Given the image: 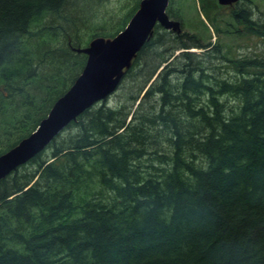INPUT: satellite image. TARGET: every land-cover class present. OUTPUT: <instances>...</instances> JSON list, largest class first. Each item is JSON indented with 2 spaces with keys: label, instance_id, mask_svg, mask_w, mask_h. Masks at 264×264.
Here are the masks:
<instances>
[{
  "label": "trees",
  "instance_id": "trees-1",
  "mask_svg": "<svg viewBox=\"0 0 264 264\" xmlns=\"http://www.w3.org/2000/svg\"><path fill=\"white\" fill-rule=\"evenodd\" d=\"M107 1L0 0V155L81 73L76 51L112 39L141 0L121 16ZM198 2L211 28L218 5ZM230 8L264 43L248 7ZM131 61L113 105L0 179V264H264V58L155 24Z\"/></svg>",
  "mask_w": 264,
  "mask_h": 264
},
{
  "label": "water",
  "instance_id": "water-1",
  "mask_svg": "<svg viewBox=\"0 0 264 264\" xmlns=\"http://www.w3.org/2000/svg\"><path fill=\"white\" fill-rule=\"evenodd\" d=\"M236 2L238 0H216L218 6H231ZM167 4L168 0H141L123 30L112 39L106 42L95 39L87 48L76 51L87 56L81 73L52 104L35 130L0 155V179L42 151L78 115L103 98L104 91L128 66L155 24L164 29L174 28L176 24L165 14ZM92 43L95 50L89 51Z\"/></svg>",
  "mask_w": 264,
  "mask_h": 264
},
{
  "label": "rangeland",
  "instance_id": "rangeland-1",
  "mask_svg": "<svg viewBox=\"0 0 264 264\" xmlns=\"http://www.w3.org/2000/svg\"><path fill=\"white\" fill-rule=\"evenodd\" d=\"M132 3L133 0H108L105 3V9L108 11V13L115 14L116 16H121L125 13L126 8L129 7ZM241 5H245L248 7L247 11L256 24L264 25V0H239L237 2V6ZM218 7L220 10H218L216 13L211 14L213 26L211 28H208V25L204 22V20H202V17L199 15L200 12L198 0H171V7L169 9L172 12L177 11L178 14L176 15L178 16V19L175 18V20H172L168 18L170 22H173L176 25L174 26V28L171 29H164L160 26L161 30L169 35L174 36L182 32L192 33L198 36L204 43H219L222 48L223 55L226 56L228 59H239L243 57L264 58V43L262 42L263 40L254 36L246 35L244 34V31H241V28L236 27V25L231 20V8L229 6ZM198 20L200 21V24L202 23L204 26H206V28L208 29L207 33L203 31L204 28L201 31V27H198V25L196 24ZM181 21L184 26H181ZM235 28L240 30L241 33L235 34L233 32ZM197 32H199L201 35ZM150 35L151 34H149L147 39L150 37ZM102 40L106 42L108 39ZM95 47V44L92 43L88 50L93 51L95 50ZM178 52H175L174 56L177 55ZM189 52H193L194 54H200V50L195 49H191L189 50ZM130 63L131 61L129 62L128 66L121 71L118 77L114 79L113 83L110 86L111 88L116 82L113 89L110 90V88H108V90L104 91V97L100 98V100H98L95 104L108 99L110 105H113V99L114 97H117L116 88L119 84L120 79L123 76L122 74L125 72L124 70L128 69ZM213 63L215 62L213 61ZM217 65L220 67V69L218 70V74H220V76L233 75L230 71L224 68L223 65H225V63H218ZM159 71L160 70L158 69L156 73H158Z\"/></svg>",
  "mask_w": 264,
  "mask_h": 264
},
{
  "label": "bare ground",
  "instance_id": "bare-ground-1",
  "mask_svg": "<svg viewBox=\"0 0 264 264\" xmlns=\"http://www.w3.org/2000/svg\"><path fill=\"white\" fill-rule=\"evenodd\" d=\"M84 55V54H83ZM132 62V61H131ZM125 71V70H124ZM123 75V74H122ZM101 102V101H100ZM85 112V111H84ZM58 136V135H57ZM52 142V141H51ZM48 145V144H47ZM47 147V146H46ZM41 153V152H40ZM32 158H34V156L32 157ZM30 161V160H29Z\"/></svg>",
  "mask_w": 264,
  "mask_h": 264
}]
</instances>
